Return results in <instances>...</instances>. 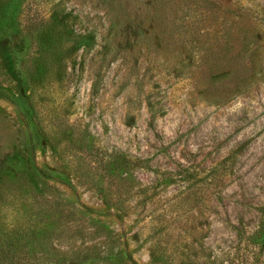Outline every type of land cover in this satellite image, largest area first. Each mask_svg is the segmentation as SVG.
Returning <instances> with one entry per match:
<instances>
[{
  "label": "rangeland",
  "instance_id": "rangeland-1",
  "mask_svg": "<svg viewBox=\"0 0 264 264\" xmlns=\"http://www.w3.org/2000/svg\"><path fill=\"white\" fill-rule=\"evenodd\" d=\"M52 20L47 62L0 36V264H264V0L22 1Z\"/></svg>",
  "mask_w": 264,
  "mask_h": 264
},
{
  "label": "trees",
  "instance_id": "trees-1",
  "mask_svg": "<svg viewBox=\"0 0 264 264\" xmlns=\"http://www.w3.org/2000/svg\"><path fill=\"white\" fill-rule=\"evenodd\" d=\"M22 1L23 0H6V2L0 6V36L7 39L16 50L23 51V49H26L23 53L29 51L33 47L37 56L40 57L39 59L43 61L46 60L47 62V60L53 59L65 49V41L61 39L58 40L61 35V30L55 24V21L52 20L43 22L31 30L23 31L17 21V15ZM33 33L37 36L36 45L29 43ZM0 99L12 105L19 106L21 96L11 97L0 89ZM34 148L32 141H30L29 152L31 155L34 153ZM26 172L28 174V181L30 182L35 181L38 177H48L47 173L38 170L34 165H31L30 170ZM262 212L264 217V208ZM256 234L259 235V238L264 237V223L259 227ZM27 240L28 239H26V241ZM6 247V243L0 244V248L3 250ZM129 258L131 259L130 256Z\"/></svg>",
  "mask_w": 264,
  "mask_h": 264
}]
</instances>
